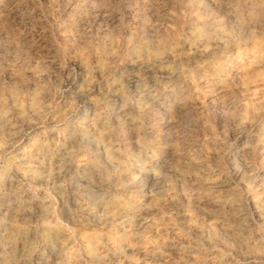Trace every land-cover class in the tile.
<instances>
[{
  "label": "rangeland",
  "instance_id": "374dc122",
  "mask_svg": "<svg viewBox=\"0 0 264 264\" xmlns=\"http://www.w3.org/2000/svg\"><path fill=\"white\" fill-rule=\"evenodd\" d=\"M136 262L264 264V0H0V264Z\"/></svg>",
  "mask_w": 264,
  "mask_h": 264
},
{
  "label": "bare ground",
  "instance_id": "6f19581e",
  "mask_svg": "<svg viewBox=\"0 0 264 264\" xmlns=\"http://www.w3.org/2000/svg\"><path fill=\"white\" fill-rule=\"evenodd\" d=\"M254 56H255V55H254ZM256 56H257V55H256ZM255 59H256V58H255ZM242 70H243V69H242ZM246 70H247V68H246ZM246 70H245V71H246ZM243 71H244V70H243ZM258 74H259V72H258ZM36 103H37V102H36ZM95 114H96V113H95ZM95 118H96V117H95ZM92 119H93V118H92ZM79 129H81V128H79ZM84 131H85V129H84ZM82 132H83V131H82ZM84 134H85V133H84ZM100 134H101V133H100ZM102 134H103V133H102ZM84 136H85V135H84ZM81 140H82V139H81ZM93 140H94V139H93ZM93 140H91V141H93ZM61 147H62V146H61ZM64 148H65V147H64ZM58 149H59V148H58ZM59 150H60V149H59ZM61 151H62V150H61ZM55 153H56V152H55ZM112 156H113V154H112ZM112 156H111V157H112ZM114 158H117V157H114ZM111 159H112V158H111ZM118 163H119V161H118ZM120 163H121V162H120ZM114 199H115V198H113V200H114ZM106 202H107V201H106ZM110 202H111V201H110ZM113 204H114V202H113ZM115 204H116V203H115ZM115 204H114V205H115ZM120 204H121V203H120ZM127 204H128V202H127ZM130 204H131V203H130ZM114 205H113V206H114ZM116 205H118V203H117ZM121 205H122V204H121ZM113 206H112V207H113ZM129 206H130V205H129ZM121 207H124V206L122 205ZM130 209H131V208H130ZM130 209H129V210H130ZM117 210H118V209H117ZM124 210H125V209H124ZM126 210H127V209H126ZM122 212H123V209H122ZM125 212H126V211H125ZM139 216H140V215H139ZM94 236H95V235H94ZM122 236H123V235H122ZM124 236H125V235H124ZM95 237H96V236H95ZM122 238H123V237H122ZM87 239H88V238H87ZM136 239H137V238H136ZM94 240H95V239H94ZM137 240H138V239H137ZM87 242H88V241H87ZM90 242H91V241H90ZM90 242H89V243H90ZM92 247H93V246H92ZM88 248H89V247H88ZM90 248H91V247H90ZM90 250H91V249H90ZM7 261H9V260H7ZM128 262H129V261H128ZM11 264H12V263H11ZM13 264H14V263H13ZM135 264H137V262H136Z\"/></svg>",
  "mask_w": 264,
  "mask_h": 264
}]
</instances>
